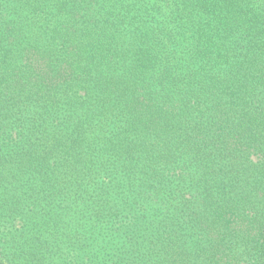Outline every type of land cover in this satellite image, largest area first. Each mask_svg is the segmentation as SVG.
<instances>
[{"label":"trees","instance_id":"trees-1","mask_svg":"<svg viewBox=\"0 0 264 264\" xmlns=\"http://www.w3.org/2000/svg\"><path fill=\"white\" fill-rule=\"evenodd\" d=\"M0 264H264V0H0Z\"/></svg>","mask_w":264,"mask_h":264}]
</instances>
